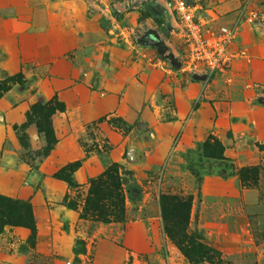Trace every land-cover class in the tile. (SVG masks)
Returning a JSON list of instances; mask_svg holds the SVG:
<instances>
[{
	"label": "rangeland",
	"instance_id": "rangeland-1",
	"mask_svg": "<svg viewBox=\"0 0 264 264\" xmlns=\"http://www.w3.org/2000/svg\"><path fill=\"white\" fill-rule=\"evenodd\" d=\"M197 1L237 23L212 75L185 72L156 0H0V195L34 219L3 225L0 264H264V0ZM49 101L64 111L42 156L36 125L26 148L13 125ZM73 162L71 183L54 175ZM112 164L122 216L81 217ZM161 196L188 203L174 240Z\"/></svg>",
	"mask_w": 264,
	"mask_h": 264
},
{
	"label": "trees",
	"instance_id": "trees-1",
	"mask_svg": "<svg viewBox=\"0 0 264 264\" xmlns=\"http://www.w3.org/2000/svg\"><path fill=\"white\" fill-rule=\"evenodd\" d=\"M7 80L15 82L12 78ZM62 111H64V105L60 101H49L45 104L36 102L31 105L26 113V120L19 125H13V131L17 134L19 144L23 148L27 147L24 130L29 123L33 122L43 141L42 156H45L56 142L48 120L52 114ZM209 145L210 142L204 143V146L209 147ZM77 166L74 162L67 164L58 169L54 175L67 183H71L70 173ZM238 175H242V170H239ZM120 185L116 166L112 164L98 177L91 180L80 216L86 218L89 213L91 218L103 222H108L112 218H120L123 213V195ZM159 202L164 214L166 233L174 240L176 229L181 227L180 224L186 219V213L184 212L187 209L188 203L176 198H168L167 196H161ZM178 205L183 213L178 212L175 215H171L172 212L169 213L170 208L175 209ZM4 224L22 226L33 232L34 219L29 203L0 195V232Z\"/></svg>",
	"mask_w": 264,
	"mask_h": 264
},
{
	"label": "built area",
	"instance_id": "built-area-1",
	"mask_svg": "<svg viewBox=\"0 0 264 264\" xmlns=\"http://www.w3.org/2000/svg\"><path fill=\"white\" fill-rule=\"evenodd\" d=\"M177 16L180 37L184 40V65L192 73L212 75L227 67L233 53L230 51L236 32V21L218 25L215 29L204 27L195 14V6L190 0H168ZM253 13H248L252 21Z\"/></svg>",
	"mask_w": 264,
	"mask_h": 264
},
{
	"label": "crops",
	"instance_id": "crops-1",
	"mask_svg": "<svg viewBox=\"0 0 264 264\" xmlns=\"http://www.w3.org/2000/svg\"><path fill=\"white\" fill-rule=\"evenodd\" d=\"M157 3L161 4L163 7L166 8L169 16H168V19L170 20V24H171V28L173 27L174 29L177 30V26H178V23H177V16L176 14L172 11L169 3H168V0H156ZM192 3L194 4L195 6V14L197 15V17L201 20L202 23H204V27H210V28H213L215 29L218 25H221V24H229L230 21L224 19L223 15L222 14H218L216 13L213 9L211 8H206L204 7L200 1H197L195 0L192 1ZM215 27V28H214ZM176 34V32H174ZM178 38H180L178 35H177ZM181 39V38H180ZM179 39V40H180ZM233 45V42L231 43V46ZM185 72H187L188 74L192 73L186 69H184ZM197 74H202V73H198ZM203 75V74H202ZM176 90L175 93H177L178 91H181L180 88L179 90L177 91L178 87L175 86L174 88ZM189 90L190 88L187 86L185 87L184 86V90L182 91L183 94L180 95V98L184 101H186V98L189 96ZM181 93V92H180ZM178 98V100H181Z\"/></svg>",
	"mask_w": 264,
	"mask_h": 264
}]
</instances>
